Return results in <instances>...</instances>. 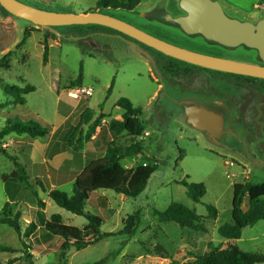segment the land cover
Listing matches in <instances>:
<instances>
[{
    "label": "rangeland",
    "instance_id": "1",
    "mask_svg": "<svg viewBox=\"0 0 264 264\" xmlns=\"http://www.w3.org/2000/svg\"><path fill=\"white\" fill-rule=\"evenodd\" d=\"M19 1L55 12L82 13L97 9L177 46L259 63L254 49L243 45L226 48L199 34L187 35L179 26L162 20L165 12L173 16L183 14L179 0H140L133 10L98 9V0ZM218 1L230 17L252 22L264 18V0ZM24 28L34 30L22 44ZM45 35L49 51L44 63ZM1 58H6L0 65V77L4 82L19 86L30 84L34 90L25 94V103L19 104L14 103L0 85V129L8 121L16 120H33L51 128L43 138L14 133L0 138V147L25 167L32 187L43 197H47L50 188L47 173L54 166L62 168L69 155L77 160L84 145L85 163L104 155L107 143L114 137L108 128L109 120L120 119L123 114V109L116 104L119 98L126 97L135 106L142 107L140 119L145 134L141 138L145 151L142 155L124 157L121 163L129 168L146 163L149 157L158 167L137 196H123L106 189H97L90 194L85 211L102 218L100 233L114 234L85 248L69 249L66 257L69 264H95L103 258V264L181 263L194 260L210 248L225 247L232 241L219 235L217 228L231 221L233 183L264 181V80L184 64L102 26H38L14 16L0 5ZM80 62L83 65L81 86L91 87L92 94L73 98L68 91L76 87L72 81L79 72ZM186 100L215 102L226 108L228 132L220 144L209 141L204 132L185 122L183 106ZM85 107L95 116L100 112L106 116L96 129V138L85 141L77 149V142L69 145L67 141ZM86 128L83 125L82 132ZM116 140L118 144H128L126 136L119 135ZM30 155L36 161L32 167L29 166ZM41 155L46 158L44 164L39 162ZM13 169V162L0 152V209L6 202L10 203L13 212L19 210L22 213L20 223L25 227L38 206L33 188L19 181H4L3 177ZM34 177L41 180L45 192L34 184ZM183 179L205 185L206 193L199 202H193L187 196L180 183ZM59 189L71 195L73 183ZM12 192L13 196L16 194V201L7 200ZM172 201L193 208L202 217L206 232L182 228L174 221H161L157 212L163 211ZM206 204L216 207L215 219L207 217ZM242 207L247 209V203ZM46 210L48 215L60 213L71 225L87 222L83 216L57 206L49 198ZM135 214H138L139 224L129 233ZM38 233L40 230L24 238L28 249L21 245L11 227L0 224V244L15 249L8 254L0 252V264H5L7 255L25 261V257H30L32 264H59L62 238L54 236L38 244ZM233 242L245 252L264 255V219L245 227L240 238Z\"/></svg>",
    "mask_w": 264,
    "mask_h": 264
},
{
    "label": "trees",
    "instance_id": "2",
    "mask_svg": "<svg viewBox=\"0 0 264 264\" xmlns=\"http://www.w3.org/2000/svg\"><path fill=\"white\" fill-rule=\"evenodd\" d=\"M140 0H98L96 7L100 8H122L133 10ZM91 26H100L96 24H86ZM112 31L119 32L109 27L102 26ZM34 29L24 28L23 36L20 43H25ZM120 33V32H119ZM47 35L44 36L42 51V60L47 62L49 47L46 43ZM8 55H6L7 58ZM170 57V56H169ZM6 58L0 59V65L6 62ZM173 58V57H172ZM175 59V58H174ZM176 61L196 66L181 60ZM7 68V64H6ZM216 71V70H215ZM220 72V71H219ZM226 75L242 76L250 79L264 80L261 78L221 72ZM83 79V65L80 62L79 72L72 84L81 86ZM114 79L112 80L108 93H110ZM0 85L4 93L11 97L14 103H25V94L34 90V86L25 84L23 86L8 84L0 77ZM116 104L123 109L120 119L111 118L108 128L114 136L107 143L104 155L101 158L89 162L80 173L73 179V191L68 195L65 191L55 187L48 191L47 196L57 206L79 216H83L87 223L82 227L68 224L64 221L63 216L58 213H52L49 217L45 216V202L38 196L36 188L32 187L30 177L26 174L25 167L13 155H10L5 149L0 147V152L13 162L14 169L5 177L6 179L19 181L26 186L33 188V195L36 198L38 208L35 210V220H31L25 227L21 226L20 218L22 213L15 212L9 207L10 203L6 202L0 209V224L11 227L18 235L21 245L24 248H30L24 238L33 235L38 227H41L49 236H58L62 238L60 244L59 264H69L66 257L67 251L71 248L76 250L87 247L98 242L101 238L113 235L114 233H100L99 228L102 224V218L96 214L85 211V205L90 194L97 189L112 190L123 196H137L146 187L149 178L157 169L158 164L152 158H147L146 163H137L133 167H125L121 160L126 156H136L143 153L144 146L142 135L145 126L140 119L142 107L135 106L128 98L121 97ZM106 115L100 112L95 116L94 112L85 107L79 114V120L73 128L68 144L78 143V148L84 145V142L91 139L96 133V129L102 118ZM86 125L87 128L82 132L81 128ZM51 128L42 126L33 120H16L8 121L0 129V138L9 134H27L31 138H43L48 135ZM127 137L128 144H118L117 136ZM185 187L187 196L193 202H199L206 193V187L202 182H191L186 179L180 181ZM34 184L44 190V186L38 177H34ZM34 186V185H33ZM232 200H231V221L225 222L218 226L217 232L227 240H232L225 247H213L205 253L195 257L192 261L181 263L171 262L170 264H257L264 263V255L258 253L245 252L240 249L233 240L240 238L242 230L247 226H252L261 219H264V181L253 183L248 180L233 183ZM247 203V209H243V204ZM207 217L215 219L218 211L212 204H206ZM161 221H174L182 228H192L196 231L206 232L207 228L202 222V217L196 213L193 208L184 203L172 201L161 212H157ZM139 224L138 214H135L130 225L129 233L135 231ZM14 252L11 246L0 244V252ZM19 257H10L5 264H13ZM32 264L30 257H25ZM103 259L95 264H103ZM161 264V263H153Z\"/></svg>",
    "mask_w": 264,
    "mask_h": 264
},
{
    "label": "water",
    "instance_id": "3",
    "mask_svg": "<svg viewBox=\"0 0 264 264\" xmlns=\"http://www.w3.org/2000/svg\"><path fill=\"white\" fill-rule=\"evenodd\" d=\"M49 2L50 0H40ZM0 5L18 18L42 27L96 24L119 31L175 59L220 72L264 79V18L256 22L228 16L218 0H179L183 14L165 12L161 18L177 25L187 35H201L205 40L226 48L245 46L254 49L259 63L238 61L193 51L149 34L138 27L97 9L82 13L55 12L19 0H0ZM185 122L204 132L209 141L220 144L228 132L227 111L215 102L186 100Z\"/></svg>",
    "mask_w": 264,
    "mask_h": 264
},
{
    "label": "crops",
    "instance_id": "4",
    "mask_svg": "<svg viewBox=\"0 0 264 264\" xmlns=\"http://www.w3.org/2000/svg\"><path fill=\"white\" fill-rule=\"evenodd\" d=\"M253 6L255 7L256 4L254 3ZM247 14H250V11L249 12L247 11ZM250 15H252V14H250ZM144 134H145V132H144ZM96 136L97 135L95 133L91 137L90 140H94L96 138ZM85 148H86V145H84V148L82 150V154L80 156L78 155L77 160H75L74 157H72L73 155H69L67 157V160L64 163L65 165L62 168H60L59 166H54V167H52L50 169V171L47 173V176H46V178L48 179V182L50 183V188L47 190V193L52 188H55V187L59 188L62 185L73 183V179L75 178V176L78 173H80L82 171V169L89 163V162L88 163L84 162ZM144 151L145 150H143V152ZM139 155H142V154H139ZM126 157H130V156H126ZM29 158H30V161H31L29 166L32 167V165L36 164V161L33 159L32 155H30ZM45 161H46V158L45 157L43 158L42 155H41V158H40L39 162L44 164ZM141 163H144V162H141ZM47 169H49V168L47 167ZM13 193L14 192H12L11 196H8V198H7L8 201H16L17 200L16 194L13 196ZM38 196L45 202V208H44L43 211L45 213V216L49 217L51 214L48 215L47 210H46L47 209V205H48V196L47 197H43L41 193H38ZM89 198H90V196H89ZM35 219H36V216H35V213H34V215L31 216L30 221L31 220H35ZM86 223L87 222H83L78 227L82 228ZM38 230H40V233H38V236H36L37 237L36 238V243H38V244L40 243L41 244L42 241H49V240H51L53 238V237L49 236L47 233H45L41 227H38L36 231H38ZM59 242L61 244L62 239ZM4 252H6V251H4ZM6 253L8 254V252H6ZM8 258H10V257H8V255H7L5 257V259L7 260ZM13 264H29V263L27 261H25V260L18 259L15 262H13Z\"/></svg>",
    "mask_w": 264,
    "mask_h": 264
},
{
    "label": "built area",
    "instance_id": "5",
    "mask_svg": "<svg viewBox=\"0 0 264 264\" xmlns=\"http://www.w3.org/2000/svg\"><path fill=\"white\" fill-rule=\"evenodd\" d=\"M68 94L73 98H78L81 96H89L92 94V89L91 87L88 86H76L69 89Z\"/></svg>",
    "mask_w": 264,
    "mask_h": 264
},
{
    "label": "flooded vegetation",
    "instance_id": "6",
    "mask_svg": "<svg viewBox=\"0 0 264 264\" xmlns=\"http://www.w3.org/2000/svg\"><path fill=\"white\" fill-rule=\"evenodd\" d=\"M184 13V12H183Z\"/></svg>",
    "mask_w": 264,
    "mask_h": 264
}]
</instances>
